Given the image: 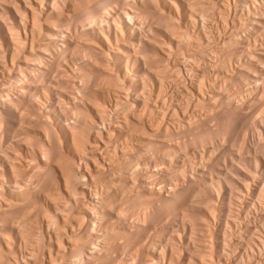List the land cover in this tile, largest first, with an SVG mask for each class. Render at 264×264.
<instances>
[{"label": "bare ground", "instance_id": "bare-ground-1", "mask_svg": "<svg viewBox=\"0 0 264 264\" xmlns=\"http://www.w3.org/2000/svg\"><path fill=\"white\" fill-rule=\"evenodd\" d=\"M237 1L238 6L249 8L258 0ZM14 2L16 8L12 5L7 8L10 20L5 21L0 16V264L189 263L188 255L177 256V249L176 252L171 250L170 245L175 243H169L172 234L171 237L166 235L167 222L164 224L165 219L162 221L161 217L157 221L154 212L157 209H154L159 202L163 203L156 208H161L162 204L176 205L178 214L174 212L179 215L178 209L185 205L179 203L203 200L202 192L196 190L203 184L207 187L204 181L207 177L200 179L204 181L200 186L196 177L203 172H195V177L194 172L189 175L190 172L181 171L180 163L184 159L170 155L182 145L170 139L181 135L174 130L175 125L182 124L184 131L193 126L192 106L206 107L215 103L217 97L222 101L231 100L217 90V79L210 80L212 68L207 72L208 67L205 70L197 63L208 61L210 65L213 61L217 64L212 56L225 53L222 48L226 43L218 46L223 41L230 45L232 52L228 49L229 52L243 53L251 46L250 38L237 42V34L233 33L235 20L234 27L229 28L232 32L224 33L223 41L216 45L215 33L210 34L211 40L208 33L203 32L208 36L204 38L202 31L190 32L189 25L198 27L203 24L201 20L212 15L206 5L212 6V11L217 10L219 1L214 9L215 1L209 0V4L203 0ZM2 9L7 13L4 7ZM254 11L245 28L242 27L246 33L264 29V4ZM221 25L224 28L225 24ZM260 43L263 49L264 38ZM80 48L81 52L82 48L86 50L82 57L73 52ZM261 52L252 53L259 60L263 59ZM220 54L218 57L223 58ZM253 58L249 65L256 64V67L258 63L253 62ZM224 59L226 62L227 58ZM259 69L262 75L264 69ZM240 70L234 78H239ZM181 71L189 84L182 82L179 90L174 91L171 87L179 86L180 79L184 78ZM247 76L252 81L258 79L250 73ZM205 77L209 79L205 81ZM203 83L208 86L207 93H204ZM169 91H172L170 98ZM231 91V96L236 95V91ZM199 117L202 123L209 120ZM176 167L177 172L189 175L180 173L179 184L175 182L176 171L174 182L170 176ZM156 176L162 179L161 189L159 182L152 181ZM195 183L199 185L196 184L197 189L196 185L192 187ZM168 186L169 191L165 189ZM188 204L185 206L192 208L193 204ZM144 208L148 209L146 213ZM142 209L146 215L141 213ZM154 219L157 224L163 222L159 224L165 225L164 228L154 224ZM201 225L203 227V223ZM170 227L169 231H173ZM185 237L183 243L188 251L192 249L188 241L191 237ZM195 243L192 241L193 245ZM178 244L181 243L175 247L178 248ZM183 247L178 248L179 254ZM190 251L197 256L194 250ZM206 256H200L201 260L199 256L196 258L200 264H205L207 261L202 260ZM194 260L198 262L197 259L192 262Z\"/></svg>", "mask_w": 264, "mask_h": 264}, {"label": "rangeland", "instance_id": "rangeland-1", "mask_svg": "<svg viewBox=\"0 0 264 264\" xmlns=\"http://www.w3.org/2000/svg\"><path fill=\"white\" fill-rule=\"evenodd\" d=\"M0 1H1L0 2V16H1V19H3V20L5 19V21L6 20L9 21L10 20V18H9L10 16H8L9 14H8V11H7L8 9L7 8L10 9V8H12V6L16 8L17 4H16V2H14V0H13L14 3L11 2L12 0H0ZM211 1H213V2L215 1L213 4L211 3L212 5L215 6L212 9L217 8L216 6H218L219 4L221 6L219 5V8H217V10L214 9L213 10L214 12H213L211 10L212 6L210 7L209 5H206V6H208L210 8L209 10L212 12L213 16L210 15L209 19H206V20L204 19L207 22H204V20H201L203 22L200 21V23H203V24H199V26H198L199 28L196 25H193V24L189 25L190 26L189 27L190 32L192 33L193 31H196V30L199 31V32L202 31L203 37L204 38H208L207 35L209 34V37H210L211 40H212L213 36H216L219 39V40L217 39L216 42L214 41L215 45H216V44H219V41L220 42L223 41V38H224L223 36H225L224 33L227 35V33L232 32V30H230V29L233 28L234 26H236L238 28V30H239L238 31L237 28L234 27L235 31L236 32L238 31V33H236L235 31L233 32L234 35L237 34V36H235L236 37L235 39H237L238 41L237 40L236 41L239 42L240 40L244 39L245 37H247V38L249 37L250 40H251V46H249L248 50L243 52V53L242 52L239 53L238 51H236V52H233L234 53L233 54V53H231L232 51H231V48H229L230 45L227 43V41H225V42L223 41V43L221 42V44H219L218 46H221V45L223 46V44L226 43L225 48H224V46H223V48L222 47H220V48H222V50H223L222 53H224V52L226 53L225 50H227L228 52L226 54L224 53L225 55L224 54L222 55V54L219 53L220 56H222V57L224 56V57L223 58L218 57L219 54H218V56H216L215 53L213 54V55H215V57L211 55L212 58H213L212 60L216 61L217 64H215V62H213V61L211 62L212 64H210V65L207 63L208 61L207 62H205V61L200 62L202 64L197 63L203 69L208 67L207 70L205 69L207 72H208V70H210L212 68L210 70L211 71L210 77H209L210 80L217 79V80H215L216 81L215 84L217 86V90L222 92L225 96L227 95L226 97L229 96V98L232 101L231 100H229V102L227 100L222 101V99L217 97L213 101L215 103L208 104L207 105L208 107L207 106L206 107L205 106H202V107H200V106L193 107L192 106L194 112H193V110L191 108L192 111L190 110L191 111L190 114L191 115L193 114L192 115L193 118H191V121L193 122L192 123L193 126H191L189 129L186 128V130L184 131L185 127L182 124L175 125L177 128L175 127L174 130L177 129L178 132L176 131V133H178V135H180V134L181 135L178 136V137H176V135H175V137H173V138L171 137V139H170V140L173 139L172 140L173 143H176L177 145L178 144L182 145V146H180V148L181 149L183 148V149L182 150L179 149V150H177V152L174 151V153H172V154L170 153L171 154L170 156L172 158L175 157L177 159V158H179L178 156L180 155L181 159L182 158L184 159L183 162L186 163V165L184 166L183 162H181L180 163L181 164L180 165L181 168L179 166L181 171H184L183 173H185L187 171V172H190L189 175H192V172H194L193 175L195 176V172L198 173V174L199 173L201 174V172H203V174H201V176L203 175L202 177L200 176L198 178V177L195 176L197 178L196 181H197V183L199 181L200 186H201V183H203L204 181H207L209 183L206 182L207 185H205V186H207V187H204V184H203L202 188H201L202 190L200 188H198L199 190L197 189V187L199 186L198 185L199 183L198 184L197 183L192 184V187H194L196 184L198 185V186L196 185V188L194 187L195 189H197L196 191H198V193L202 192V197L201 198L203 200H201V198H200L201 201H199V199H197L198 200V201H196L197 203L194 202L196 199L192 201L193 202L192 204L193 205L195 204L196 206L195 205L193 206L190 203V201H189V204L192 205V208H191V206H190V208L189 207L187 208V206H185V205H187L188 202L186 204V202H182L181 200L179 201V199H178V202H182V203H179V204L182 205L184 203L185 205L183 207L187 208V209H184L185 210L184 214L181 211V210H183L182 206L179 209L177 208L179 210V215H176V213L174 212V211H176V207H175L176 205L172 207L170 205L162 204L161 208H156L157 206L160 207V204L163 203V202H159L158 201L159 203H156V207H155L154 210L157 209V212L156 211H154V212L156 213L157 221H159L160 217H161V220L165 219L164 224L166 222L168 224V222H169V224L171 225L173 231H171V230L169 231V227H170L169 224H168L169 226L167 224H165L166 226L165 225L162 226L161 224L163 222H158V224H157L156 223L157 221L155 222V219L152 220V221H154L155 223L154 222L153 223L157 224V226L161 225L163 228L165 226V229L168 227V229L166 230V233L168 232V234H166V235L169 236V235L172 234L171 235L172 238H171V241H169V243L175 242L174 244L170 245L171 246L170 248L173 251L175 250V248L177 249V253H178V254L176 253L177 256L178 255L182 256L183 254H185L184 257L185 256L187 257V255L189 257L190 253H191V255L193 254L190 250H194V253H196L197 256H199V258H200V256H202V257L206 256L207 253H208V255H207L208 257L206 256L205 257L206 259L204 258L205 261L202 260V262H206L207 261L205 264H218V263L219 264H264V118H263L264 117V99H262V98H264V89H263L264 88V70H263V74H262L263 76H262L261 72H260V69H259V68L264 69V64H262V63H264V50H263L264 49V45H263V49H262L261 48L262 44L260 43L261 39L264 38V29H262V30H260L258 32L248 31L246 33L245 32L246 30H243V28H242V27L245 28L244 24L245 23L247 24L248 21L250 20V18L254 15V13H255L254 10H259L260 7H262V3L264 4V2L261 3V1H264V0H258L256 2H254L249 8L243 7V6H240V5L238 6L239 3H238L237 0H209V2H211ZM218 1H219V3H218ZM203 2H205V4H207L208 0H203ZM216 2L218 3V5H216ZM259 4H260V6H259ZM8 5H10V6H8ZM254 6H256V7L254 8ZM1 7H4L6 9L5 11H7V13H4V10L2 9L3 10L2 11ZM218 9H220V11H218ZM210 11H209V13H210ZM251 14H252V16H251ZM227 15H230V16H227ZM235 15H237V16H235ZM232 16L235 17V18H233ZM215 18H216V20H215ZM221 18H223V20L225 22L227 21L229 25L227 24V22L226 23H223V22L220 23L221 21H223ZM234 20H235V23L237 25L234 24ZM215 24H217V25H215ZM221 24L222 25L225 24V26L227 24L229 27L228 26H226V27L228 29L229 28L230 29L229 30L225 29V26H222ZM233 24H234V26H233ZM220 25L222 27H224V28H221ZM238 25H240V26H238ZM212 30H215V31H212ZM203 32H205L206 34L208 33V34L207 35L205 34L206 35L205 36ZM211 32H213V33H211ZM193 33H195V32H193ZM214 33L217 34V35H215ZM219 33H220V35L221 34L222 35L220 36ZM210 34H212V35L214 34V35L212 36ZM220 39H222V40H220ZM234 43H236V42L234 41ZM259 44H261V45H259ZM227 45H229L228 48H227ZM256 47H257V49H256ZM228 49H230L231 52H229ZM249 49H250V51H249ZM258 50L262 51L260 54H263V55H261L262 57H260V58H263V59L257 60L254 57V54L252 52L256 51V53H258ZM190 51H192V50H190ZM73 52H74V54L76 56L79 55L78 57H82V55H84L86 53V50H84L82 48V52H83L82 53L81 52V48H80V50L76 49V50H73ZM246 52H248V53H246ZM228 53H229V55H228ZM251 53H252V56L254 58L251 57ZM247 54H249L250 56H248ZM230 55H232L233 58H231L232 56H230ZM225 57L227 58L226 62H225V59H224ZM251 58H253V62L258 63L256 67H255L256 64L254 65V67L252 65H249V60L251 61ZM223 60H224L225 63L222 62ZM207 64H208V66H204V65H207ZM214 65H215V67H214ZM245 65H247V66L245 67ZM257 67H258V70H257ZM237 70H240V72L242 74L240 73L239 78H234L233 75L236 73ZM225 72H226V74H225ZM248 72L250 74L255 75L256 78H258V79H253V81L251 79H249L248 76H247L249 74ZM254 73H256V74L258 73V75L254 74ZM178 74L180 75V72ZM181 75H182V77L184 76L183 79H180L181 83L180 82L179 83L181 85L179 84V86L176 87V85H177L176 84L175 85L176 89L174 87H171V88L174 89V91H176L177 88H180V86H182L183 84H186L187 82H188L187 84H189V81L187 80L184 72H182ZM180 78H181V76H180ZM207 78L208 77H205V81H206ZM226 79H227V81H226ZM181 80H183V81H181ZM231 80H232V82H231ZM247 80H249V81H247ZM256 80H258V81H256ZM217 81H218V83H217ZM182 82H183V84H182ZM226 82H227V84H226ZM205 84L206 83H203V85L206 87L205 88L203 86L204 87L203 90H204V93H207L208 86L205 85ZM229 85H231V86H229ZM224 86H226L228 89L231 88V90H234V92L236 91V95L234 94L233 96H231L232 94H230V92L233 93V91H231V90L229 91ZM171 88H169V89H171ZM173 89H171V90H173ZM206 89H207V91H205ZM246 90H248V91H246ZM261 92H262V94H261ZM170 94H172V91H169V98H170ZM228 94H230V95H228ZM184 99H186V98H184ZM188 99H190V98H188ZM184 102H185V100H184ZM226 102H228V103H226ZM227 107H229V108H227ZM226 109H232L233 111H237V113H232L233 111L230 113L229 111H231V110L227 111ZM195 111H197L198 113L195 112ZM215 113H216V115H215ZM212 115H214V116L212 117ZM199 116H202V118H204L203 116H205V118H208L209 120L206 123H202V122H200L201 118ZM209 116H211V117H209ZM216 116H217V118H216ZM220 116H221V118H220ZM199 122H200V124H198ZM236 124L238 126H236ZM182 126L184 128H181ZM194 126H196V127H194ZM180 130L181 131L183 130L184 132L183 131L181 132ZM231 130H233V131H231ZM199 132H200V134H199ZM202 135L205 136V137H203ZM224 140H225V142H222ZM187 141L188 142L190 141V142L188 143ZM191 141H194V143L191 142ZM206 142L208 143V145L207 144L203 145V143H206ZM191 144H192V146H191ZM204 146H206V147H204ZM184 147L185 148L188 147V148L185 149ZM192 147H196V148H192ZM179 151L182 152V153H180ZM185 152L186 153L187 152H191V153H190V155H188L189 154L188 153L187 156H185L186 155ZM190 158H191V160H190ZM194 160H195V162H193ZM212 161H214V162L212 163ZM206 165H208V166L206 167ZM255 165H258V166H255ZM209 166H210V168H208ZM177 168L178 167H176L174 169L173 173L170 174L171 177L173 176L174 179L172 178L173 179L172 181L174 182L175 181V176H176V173H177V177H176V181H175L176 183H178L177 182V178H179L178 180H180L181 177H179V176L181 174L182 175H188V174L181 173L180 170H179V172H177L176 170L179 169V168L178 169ZM197 169L200 172H197L198 171ZM175 171H176V173H175ZM247 171H248V173H247ZM204 177H207V178H204ZM201 178H204V179H207V180L202 181L203 180L202 179L201 180L202 182H201L200 181ZM154 180L157 183L159 182L158 186L160 187V189L163 188L162 184H160L161 181H162L161 178H157V176L156 177H152V181H154ZM179 183H180V181H179ZM220 184H222V185H220ZM209 185H211V186H209ZM212 185H215V186L212 187ZM169 188L170 187L168 186L165 189L169 191L170 190ZM208 191H209V193H208ZM216 191H217L218 195L215 193ZM204 192L206 193V195L204 194ZM207 194H208V196H207ZM193 195L195 196V195H198V194L194 193ZM221 200H223V201H221ZM198 203H199V205H198ZM215 203H216V205H215ZM189 204H188V206H189ZM207 205H208V207H207ZM212 207L213 208L215 207V208L213 209ZM207 208H209V209H207ZM144 209H146V211L143 210V209L141 210L142 211L141 213H143V214H145L147 212V210H148L147 208H144ZM200 209H201V211H199ZM164 210H166V211H164ZM202 210H203V212H202ZM144 211H145V213H144ZM207 211L210 212V213H208ZM176 212L178 214V211H176ZM180 212H182V213H180ZM219 213H220V215H219ZM209 214L212 217H214V216L215 217L212 218ZM175 216H176V218L178 217V219L174 218ZM202 218H203L204 222H201ZM198 221H199V223H198ZM149 222H150V219H149ZM159 223H161V224H159ZM202 223H203V227L201 225ZM184 226L185 227L187 226V227L185 228ZM171 227H170V229H171ZM214 228H215V232H214ZM177 229H179V230H177ZM185 229H187V230H185ZM189 229H190V231H189ZM219 229H221V230H219ZM170 232H173V233H170ZM209 232L210 233L212 232L211 235H210ZM193 233H195V234H193ZM178 234H180V237L183 238V239L178 237L179 236ZM185 235L188 238L185 237ZM171 236H169V237H171ZM200 236L203 237V238H199ZM169 237L168 238L166 237V238L169 239ZM184 237H185V239L186 238L189 239L191 237L188 240L189 244H190V248H192V249L188 250L190 252L185 250V249H187L186 248L187 246L183 243L184 242ZM195 237H197V238H195ZM205 237H206L207 240H208V238L211 237L210 241L209 240L207 241L205 239ZM214 237H215V239H214ZM224 237H226V238H224ZM216 238H218V239H216ZM179 239H181V241H179ZM203 239H205V240L203 241ZM172 240H174V241H172ZM200 240L202 241L203 245H202ZM192 241H193V243H195V242L196 243L193 245ZM179 242L181 244L185 245L184 246L185 248H184L183 246H181V244H178V248L179 247L180 248L183 247L182 250L183 251L185 250L184 251L185 253L181 250L180 251L181 253L179 254L180 248L178 250L177 246L175 247V245H177V243H179ZM198 242L201 245L200 244L198 245ZM205 243H206V245H205ZM195 245L197 247H199V248H197ZM204 246H205V248H204ZM212 246H213V248H212ZM216 247L217 248L219 247V248L217 249ZM211 250H213V251H211ZM199 251H201V252L199 253ZM207 251H209V252H207ZM174 252H176V250ZM187 252L189 254H187ZM197 256L196 255L195 256H193V255L190 256L191 258L190 257L189 258L191 260L187 257L188 262L189 263H190V261L192 262L193 259H197V261H198L199 258H196ZM201 258H200V260H201ZM211 260H212V263H209L208 261L211 262ZM189 263H187V261L185 262V264H189ZM192 263L193 264L194 263L195 264H197V263L200 264V261H198L196 263V261L194 260V262H192Z\"/></svg>", "mask_w": 264, "mask_h": 264}]
</instances>
